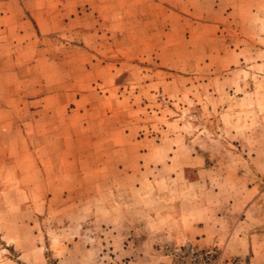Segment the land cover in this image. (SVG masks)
<instances>
[{"label": "rangeland", "instance_id": "1", "mask_svg": "<svg viewBox=\"0 0 264 264\" xmlns=\"http://www.w3.org/2000/svg\"><path fill=\"white\" fill-rule=\"evenodd\" d=\"M234 172L264 203V0H0V264H221L164 234Z\"/></svg>", "mask_w": 264, "mask_h": 264}, {"label": "crops", "instance_id": "2", "mask_svg": "<svg viewBox=\"0 0 264 264\" xmlns=\"http://www.w3.org/2000/svg\"><path fill=\"white\" fill-rule=\"evenodd\" d=\"M228 2L223 10L230 8ZM233 175L235 186L230 189L239 191L234 189L222 198H204L207 204L201 207L194 208L190 202L175 204L179 221L165 231L164 241L190 242L198 248H209L219 240L223 243L221 264H264L263 198L257 195L254 185H243L240 175L237 172ZM212 201L217 205L206 206Z\"/></svg>", "mask_w": 264, "mask_h": 264}, {"label": "built area", "instance_id": "3", "mask_svg": "<svg viewBox=\"0 0 264 264\" xmlns=\"http://www.w3.org/2000/svg\"><path fill=\"white\" fill-rule=\"evenodd\" d=\"M179 255H181V258H187L189 264H199L202 261L209 259L212 254L211 250H197L191 245H185L181 248L178 256Z\"/></svg>", "mask_w": 264, "mask_h": 264}]
</instances>
